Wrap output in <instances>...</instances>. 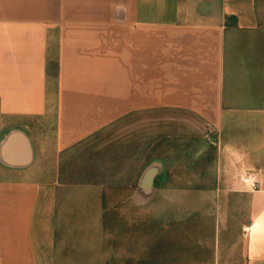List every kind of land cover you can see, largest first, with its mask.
Wrapping results in <instances>:
<instances>
[{"label":"crops","instance_id":"0c3cea01","mask_svg":"<svg viewBox=\"0 0 264 264\" xmlns=\"http://www.w3.org/2000/svg\"><path fill=\"white\" fill-rule=\"evenodd\" d=\"M117 122L114 234L68 167ZM161 262L264 264V0H0V264Z\"/></svg>","mask_w":264,"mask_h":264},{"label":"rangeland","instance_id":"374dc122","mask_svg":"<svg viewBox=\"0 0 264 264\" xmlns=\"http://www.w3.org/2000/svg\"><path fill=\"white\" fill-rule=\"evenodd\" d=\"M179 127L180 126L178 124L177 128ZM146 138L148 140L150 138V134H146ZM125 147L127 149L126 144ZM76 153V155L74 154L75 156L72 155L71 163H69L70 165L68 167L74 172L75 177H79L80 180L87 181L88 183L104 182V179L107 178L106 184H109L112 187L114 227L115 223H117L116 228L114 229V234L119 232L118 227L121 221L119 209H121L122 201H124L121 196V192H125L130 189L129 187L132 181L136 178L138 172L137 166L130 164L136 162V155H134V158L132 159L130 156H127L126 150L122 149L120 122L114 124L113 128H111L109 132L97 134L90 141H88L87 147L83 150H76ZM156 201L160 202L161 209H169L167 199L159 197ZM150 233L151 231L146 228V234ZM168 233V230H162V244L165 241L164 237H166ZM179 242L180 239H178L177 243ZM165 251L166 247H163L162 245V253ZM161 264L174 263L161 262Z\"/></svg>","mask_w":264,"mask_h":264}]
</instances>
